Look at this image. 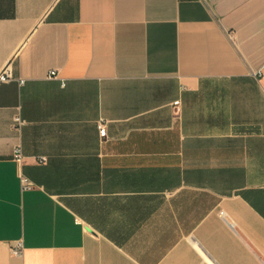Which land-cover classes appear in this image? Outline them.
I'll list each match as a JSON object with an SVG mask.
<instances>
[{"label":"crops","instance_id":"crops-1","mask_svg":"<svg viewBox=\"0 0 264 264\" xmlns=\"http://www.w3.org/2000/svg\"><path fill=\"white\" fill-rule=\"evenodd\" d=\"M6 68L0 264H264V0H0Z\"/></svg>","mask_w":264,"mask_h":264},{"label":"built area","instance_id":"built-area-1","mask_svg":"<svg viewBox=\"0 0 264 264\" xmlns=\"http://www.w3.org/2000/svg\"><path fill=\"white\" fill-rule=\"evenodd\" d=\"M259 75H261V72L258 73ZM50 78H56L57 77V74L55 71H52L50 73ZM12 79V73L10 71L9 68H6L2 73H0V84H5V83H8L10 82V80ZM22 83V82H21ZM15 125L20 127V126H23V122L20 118H16L15 119ZM99 130L101 131V133H103L105 131V127H104V124H100L99 126ZM14 160L18 163H21L22 160H23V155H22V150L21 148H17L15 151H14ZM47 160L46 159H41L40 160V163H45ZM22 186H23V189L24 190H32L33 189V184L27 180L26 178H23L22 177ZM14 255L16 256H20L21 255V251H20V247L19 248H16L14 251H13Z\"/></svg>","mask_w":264,"mask_h":264}]
</instances>
